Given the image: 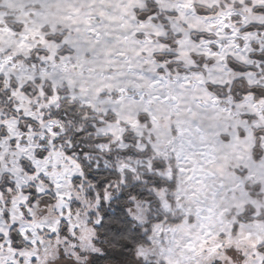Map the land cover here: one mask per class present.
Returning <instances> with one entry per match:
<instances>
[{"label":"rangeland","instance_id":"rangeland-1","mask_svg":"<svg viewBox=\"0 0 264 264\" xmlns=\"http://www.w3.org/2000/svg\"><path fill=\"white\" fill-rule=\"evenodd\" d=\"M155 1L173 14L168 27L144 0H0V264H89L100 202L131 180L157 200L128 199L130 216L150 227L135 264H264V99L208 85L264 86L263 63L250 56L257 34L241 30L264 21L255 10L264 0ZM196 4L219 11L191 24ZM229 55L257 71L234 72ZM64 98L103 124L78 111L53 117ZM86 123L111 138L82 156L120 174L101 179L102 190L72 152Z\"/></svg>","mask_w":264,"mask_h":264},{"label":"trees","instance_id":"trees-1","mask_svg":"<svg viewBox=\"0 0 264 264\" xmlns=\"http://www.w3.org/2000/svg\"><path fill=\"white\" fill-rule=\"evenodd\" d=\"M223 1L231 3L235 8L242 7V3L239 1ZM145 2L150 10H153L154 13H158V16L155 20H159L165 23V25H167L168 27V22L165 18V15L173 14L163 13L159 11L157 2L155 0H145ZM247 2L250 3V1H245V3ZM195 6L198 13L203 15H212L216 14L219 11L218 6H213L211 8H207L199 4H196ZM255 10L256 12L264 13L263 7H255ZM135 12H137L138 14L141 13L140 10H138L137 8L135 9ZM150 12L151 11H144V15H142L140 18H146L148 16L147 14ZM256 29H264V24H249L241 28L242 31H251ZM168 32L170 35L171 31L168 30ZM196 35H193V37L196 38ZM174 37L176 38L177 35H175ZM161 40L165 42H170L171 38L167 37L162 38ZM255 48V51L251 53V57L260 59V61L263 63V65L261 66H264V50H257L258 45L256 44ZM165 57H169V54H162V58ZM227 63L228 66L234 72L243 73L247 71H257L254 65L242 63L232 56L227 57ZM208 85L211 91L214 92L217 96H220L222 92H230L235 99L241 100L245 95L251 93L255 100H260L262 98L264 99V86L249 84V82L243 77L235 79L231 85H220L214 83H210ZM75 111H78V114L75 115L77 119H80L85 113L90 114L94 117L96 125L103 124V121H100L99 117H106L103 114L95 113L93 109L88 105L81 106L80 108H78L75 104L71 106V103L67 98H64L61 101V107L58 111H54L53 117L61 116L63 118H67L71 114H74ZM141 115H143V113L140 114V116ZM22 118H24L25 120H29L32 123V120L28 119V117ZM115 119L116 116L114 115H112V117L110 118L111 121H115ZM22 122L23 121H20L19 126H21L24 131V125H22ZM86 124V127L81 131H73L74 133L71 135V138L73 139L74 143L72 152L76 151L79 153L78 162L80 163L87 179H92V181L95 182V185H97L98 190H102L103 184L100 181L101 179H120V174L117 170L108 169L103 165H100L98 168H95L93 161L87 160L85 156H82L88 151H97L98 149L96 148V146L99 143L103 141H108L111 138L109 135H97L95 133V128L89 124ZM147 124L151 125L150 122H147ZM124 125L127 126L125 130V135H133L132 131H130L129 126L126 124ZM70 130L73 129L69 128L68 131ZM258 130L259 129H257V131ZM255 138L256 142L253 146V151L256 155L255 158L258 160L260 158V155L257 150L260 149V141H258L259 135L256 134ZM127 140H131V142H134V138L132 136ZM77 142H79V144H77ZM131 149L135 151L136 156L144 155V153L139 151L138 149ZM66 152L72 153L70 149H67ZM22 162L24 168L27 171H34L32 167H29L30 163L27 160H23ZM154 163H157V161H155ZM162 167H164V165ZM78 178L75 177L74 179ZM126 179H131V177ZM146 179H148V183L150 182L149 179H156L157 181L159 180L158 176H155L154 174L146 175ZM160 182L163 184V182L160 180L157 182V184L160 185ZM141 185L142 183L140 181L131 180V182L127 183L126 185H121V190L119 192H116L108 202H106L104 199L101 200L100 205L98 207L101 219L100 222L95 225V243L100 250L93 252L92 254L90 253V256L88 258L89 264H135V252L137 248L140 246L151 245V239L149 238L150 227L148 225L139 224L133 217L130 216L127 209L130 204L128 199L131 196H137L143 199H150L151 203H153L154 205L157 204V200L154 198V195L151 193V191H149L147 187H143ZM3 194H5V192H3ZM6 204L9 203L7 202ZM248 208L251 210L250 206ZM5 217H8L7 213H5ZM251 218V216L248 217L246 214L240 215V219L242 221H247ZM145 228H147V230H145ZM20 238L21 237L18 233L12 231L13 242L17 241ZM258 250L264 254V244H259Z\"/></svg>","mask_w":264,"mask_h":264},{"label":"crops","instance_id":"crops-1","mask_svg":"<svg viewBox=\"0 0 264 264\" xmlns=\"http://www.w3.org/2000/svg\"><path fill=\"white\" fill-rule=\"evenodd\" d=\"M145 1V0H144ZM191 1V4L193 5L194 4V2H196V3H201V4H206V3H204V2H202V0H190ZM244 1H246V0H244ZM208 5V4H207ZM136 9V8H135ZM135 12V11H134ZM181 16V14L179 13L178 14V17H180ZM206 16H210V15H201V14H198V13H195V14H193V16H191V17H193V18H190L189 19V21L191 22V24L193 23V24H196L197 25V21L200 19V18H204V17H206ZM249 24H264V21H262L261 23H253V22H251V23H249ZM249 24H247V25H249ZM244 26H246V25H244ZM244 26H242L241 28H243ZM199 29V28H198ZM256 33L257 34V38H253L252 40L253 41H251V45H252V48H253V51H255V44L256 45H258V49L257 50H264V49H261V44H262V41H261V39H264V35L262 34L263 32H264V29H256V30H251V31H242V33ZM262 37V38H261ZM261 38V39H260ZM242 43H243V41H242ZM252 51V52H253ZM229 56H231V55H229ZM229 56H227V57H229ZM251 56V55H250ZM232 57H234V56H232ZM235 58V57H234ZM227 59V58H226ZM236 59V58H235ZM236 60H238V59H236ZM239 61V60H238ZM241 62V61H240ZM242 63H244V62H242ZM228 64V63H227ZM245 64H247V63H245ZM251 65V64H250ZM198 67H200V66H198ZM199 69V68H198ZM200 70V69H199ZM247 72H252V71H247ZM247 72H243V73H247ZM255 72V71H254ZM236 73H238V72H236ZM243 73H241V74H243ZM244 78V77H243ZM234 81V80H233ZM233 83V82H232ZM227 85H231V84H228L227 83ZM254 98V97H253ZM263 99V98H262ZM255 100V99H254ZM258 101V100H257Z\"/></svg>","mask_w":264,"mask_h":264}]
</instances>
